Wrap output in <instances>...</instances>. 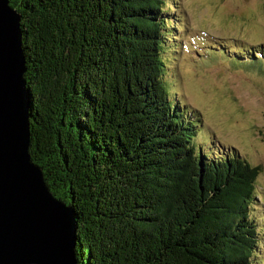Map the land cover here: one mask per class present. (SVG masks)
<instances>
[{"label":"trees","instance_id":"1","mask_svg":"<svg viewBox=\"0 0 264 264\" xmlns=\"http://www.w3.org/2000/svg\"><path fill=\"white\" fill-rule=\"evenodd\" d=\"M8 2L23 35L29 154L74 211L76 263L263 264L260 168L207 147L201 116L175 98L174 0ZM236 47L238 64L264 66L263 45Z\"/></svg>","mask_w":264,"mask_h":264},{"label":"rangeland","instance_id":"2","mask_svg":"<svg viewBox=\"0 0 264 264\" xmlns=\"http://www.w3.org/2000/svg\"><path fill=\"white\" fill-rule=\"evenodd\" d=\"M169 11L170 27L178 36L175 61L168 69L174 75L175 98L201 116L204 134L211 139L207 147L232 149L260 168L252 214L264 229V66L260 62L241 66L231 49L235 42L236 49L264 46V3L174 0ZM260 235L263 243L254 261H264V232Z\"/></svg>","mask_w":264,"mask_h":264},{"label":"water","instance_id":"3","mask_svg":"<svg viewBox=\"0 0 264 264\" xmlns=\"http://www.w3.org/2000/svg\"><path fill=\"white\" fill-rule=\"evenodd\" d=\"M20 15L0 0V264H77L74 211L46 187L30 148Z\"/></svg>","mask_w":264,"mask_h":264}]
</instances>
